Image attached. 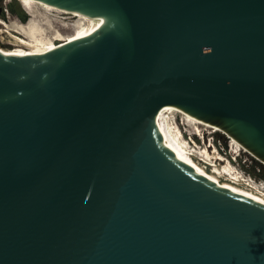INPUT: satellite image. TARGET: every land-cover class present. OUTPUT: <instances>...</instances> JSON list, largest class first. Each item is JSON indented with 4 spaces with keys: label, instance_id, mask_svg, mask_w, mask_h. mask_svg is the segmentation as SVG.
Returning <instances> with one entry per match:
<instances>
[{
    "label": "water",
    "instance_id": "water-1",
    "mask_svg": "<svg viewBox=\"0 0 264 264\" xmlns=\"http://www.w3.org/2000/svg\"><path fill=\"white\" fill-rule=\"evenodd\" d=\"M41 1L105 21L0 52V264H264V201L156 121L173 105L264 163V0Z\"/></svg>",
    "mask_w": 264,
    "mask_h": 264
},
{
    "label": "bare ground",
    "instance_id": "bare-ground-1",
    "mask_svg": "<svg viewBox=\"0 0 264 264\" xmlns=\"http://www.w3.org/2000/svg\"><path fill=\"white\" fill-rule=\"evenodd\" d=\"M18 1L29 13L30 17L27 21L14 19L9 11V19L0 15V52L10 57L44 54L59 47L64 42L82 39L93 34L105 21L102 18H97L87 13L71 12L41 0ZM56 10L70 14L73 18L71 22H62V25L70 30L69 33H64L60 29H53L51 33L48 31V27L54 24L52 23L54 18L51 15H54L53 11ZM170 112H173V116L175 117L176 115H182V121L180 120L179 122L193 128V133L195 134L204 135L205 132L201 128L202 125L212 127L215 132L220 131L226 134L230 139L233 156L245 151L261 162L259 158L251 153L235 137L220 127L201 120L173 105L163 106L156 114L157 125L167 146L177 157L196 171L264 201L263 183L257 182L252 177L243 173L231 162L230 158L221 154L212 142L209 144L210 146L213 145V151L207 145L198 147V144L192 145L188 140L182 138L184 129L186 130V128H182L177 121L176 125ZM233 160H236V158Z\"/></svg>",
    "mask_w": 264,
    "mask_h": 264
},
{
    "label": "rangeland",
    "instance_id": "rangeland-1",
    "mask_svg": "<svg viewBox=\"0 0 264 264\" xmlns=\"http://www.w3.org/2000/svg\"><path fill=\"white\" fill-rule=\"evenodd\" d=\"M13 7L17 10V12H22L23 14L26 15L27 20L29 19V13L24 9V7L22 6V4L18 1V0H0V9L1 12H4V15H0L6 19H9V15H8V11L10 12V14L13 16L14 19L18 20V21H23L20 16L17 13H13L10 10V7ZM3 7V9H2ZM54 15H51L52 18H54L53 22L54 24H51L48 27V31L51 33L53 31V29H60L61 31H63L64 33H69L70 30L65 28L62 25V22H71L73 20V18L71 17L70 14H66V13H62L60 11H53ZM26 20V21H27ZM55 25V27H53ZM174 118H176V121L179 122L180 120L182 121V115H176V117L174 116ZM179 125H181L182 128H186V130L189 132V134H192V137L196 140V142L198 143V147H203V146H208V148H211V151H213V148L211 145L210 146V142H212L219 150V152L225 156H227L228 158L231 159V162L237 166L243 173H245L248 176H251L252 179L256 180L257 182L263 183L264 184V164L262 162H260L259 160H257L256 158H254L252 155H250L249 153H245L242 152L240 154V157H238L236 160H233L231 157L232 151H231V147H230V139L228 138V136L220 131L218 132H214L212 127L209 126H204L202 125L201 128L203 129V131L205 132L204 135H202L204 142L197 136L198 133H196L195 135L193 134L194 129L190 128L186 125L181 124L180 122L178 123ZM186 136L187 133H185ZM200 135V134H199ZM207 137H209V139H207ZM196 144V143H194ZM192 144V145H194ZM197 147V146H196Z\"/></svg>",
    "mask_w": 264,
    "mask_h": 264
},
{
    "label": "trees",
    "instance_id": "trees-1",
    "mask_svg": "<svg viewBox=\"0 0 264 264\" xmlns=\"http://www.w3.org/2000/svg\"><path fill=\"white\" fill-rule=\"evenodd\" d=\"M2 9H3V7H2ZM10 10L13 13H17L23 21H26L27 20V17H26L25 14H23L22 12H17V10L15 8H13L12 6L10 7ZM1 15H4V12L3 11L1 12Z\"/></svg>",
    "mask_w": 264,
    "mask_h": 264
},
{
    "label": "clouds",
    "instance_id": "clouds-1",
    "mask_svg": "<svg viewBox=\"0 0 264 264\" xmlns=\"http://www.w3.org/2000/svg\"><path fill=\"white\" fill-rule=\"evenodd\" d=\"M185 133H187V135L189 134V132H188L187 130H185V129H184V134H183V135H184V136L187 138V136H186V134H185ZM193 134L195 135V133H193ZM189 135H190V136H192V134H191V133H190ZM240 154H241V152H240V153H238V154L236 155V158L240 157Z\"/></svg>",
    "mask_w": 264,
    "mask_h": 264
},
{
    "label": "built area",
    "instance_id": "built-area-1",
    "mask_svg": "<svg viewBox=\"0 0 264 264\" xmlns=\"http://www.w3.org/2000/svg\"><path fill=\"white\" fill-rule=\"evenodd\" d=\"M191 140H192V138H191ZM245 153H248V152H245ZM251 177V176H250Z\"/></svg>",
    "mask_w": 264,
    "mask_h": 264
}]
</instances>
